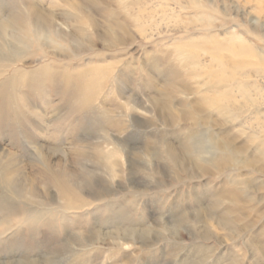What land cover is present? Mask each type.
Masks as SVG:
<instances>
[{"label": "rangeland", "instance_id": "374dc122", "mask_svg": "<svg viewBox=\"0 0 264 264\" xmlns=\"http://www.w3.org/2000/svg\"><path fill=\"white\" fill-rule=\"evenodd\" d=\"M0 264H264V0H0Z\"/></svg>", "mask_w": 264, "mask_h": 264}, {"label": "bare ground", "instance_id": "6f19581e", "mask_svg": "<svg viewBox=\"0 0 264 264\" xmlns=\"http://www.w3.org/2000/svg\"><path fill=\"white\" fill-rule=\"evenodd\" d=\"M16 14V13H15ZM39 23H37V32H39V33H41L42 32V29L40 28V24L38 25ZM38 26H39V29H38ZM6 27V26H5ZM11 50V52H13L12 54H13V57H15V59H18V60H20V55H21V51L20 50H17V49H14V48H12V49H10ZM18 60H16V61H18ZM187 149L189 150V151H191L192 152V150H191V148L189 147V146H187ZM124 244V243H123Z\"/></svg>", "mask_w": 264, "mask_h": 264}]
</instances>
